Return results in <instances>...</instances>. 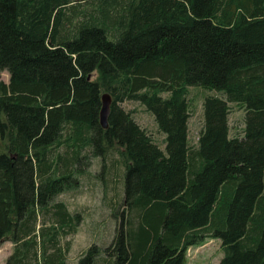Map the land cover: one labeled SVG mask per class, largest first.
<instances>
[{"label":"trees","instance_id":"16d2710c","mask_svg":"<svg viewBox=\"0 0 264 264\" xmlns=\"http://www.w3.org/2000/svg\"><path fill=\"white\" fill-rule=\"evenodd\" d=\"M0 70L5 264H69L62 241L80 216L58 197L92 159L106 176L110 161L123 167L122 200L110 243L76 264H187L206 239L220 241L218 264H264V0H0ZM194 86L215 93L193 141Z\"/></svg>","mask_w":264,"mask_h":264},{"label":"rangeland","instance_id":"374dc122","mask_svg":"<svg viewBox=\"0 0 264 264\" xmlns=\"http://www.w3.org/2000/svg\"><path fill=\"white\" fill-rule=\"evenodd\" d=\"M9 74L6 70H0V80L8 81ZM215 92L201 86L188 88L189 100V140H196L197 131L202 121V101L206 95ZM122 107L129 110L134 119L156 140L161 141L162 136L156 130L153 116L145 106L134 100L121 103ZM229 124L231 133H240L243 127L244 111L236 104L229 103ZM112 161L118 160L113 154ZM111 162V161H110ZM108 163L107 176L102 173L98 159H92L90 166L86 168V174L81 177L79 186L58 197L67 206L69 212L79 214V221L75 233L65 238L62 243H68L69 252L66 256L69 264H76L81 253L91 244L107 246L112 238L115 220L112 217L113 210L122 200L123 167ZM105 179V180H104ZM121 209H119L120 212ZM13 244L5 241L0 244V264H5L12 254ZM187 264H218L222 258L220 241L206 239L200 246L190 247L187 252ZM104 256L97 257V264H105Z\"/></svg>","mask_w":264,"mask_h":264},{"label":"water","instance_id":"95a60500","mask_svg":"<svg viewBox=\"0 0 264 264\" xmlns=\"http://www.w3.org/2000/svg\"><path fill=\"white\" fill-rule=\"evenodd\" d=\"M110 97L107 94L102 95V107L100 111V122L103 127L107 126V114L109 111Z\"/></svg>","mask_w":264,"mask_h":264}]
</instances>
